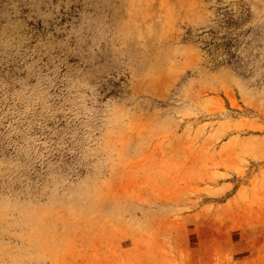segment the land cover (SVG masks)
<instances>
[{"label":"rangeland","instance_id":"obj_1","mask_svg":"<svg viewBox=\"0 0 264 264\" xmlns=\"http://www.w3.org/2000/svg\"><path fill=\"white\" fill-rule=\"evenodd\" d=\"M21 8L29 47L50 55L92 47L94 71L121 70L108 88L129 103L112 130L108 179L152 210L136 230L107 197L49 218L39 264H264L262 98L248 106L227 89L218 94L214 78L234 70L200 48L225 12L246 18L240 29L259 34L246 40L264 46V0H25ZM245 69V79L254 74ZM188 88L229 109L228 125L179 102Z\"/></svg>","mask_w":264,"mask_h":264},{"label":"clouds","instance_id":"obj_2","mask_svg":"<svg viewBox=\"0 0 264 264\" xmlns=\"http://www.w3.org/2000/svg\"><path fill=\"white\" fill-rule=\"evenodd\" d=\"M25 0H0V264H39L44 223L62 213L91 210L107 197L123 225L136 230L152 215L108 179L115 166L113 127L128 100L109 90L112 68L93 69L92 47L67 48L57 55L29 47L21 19ZM88 29V21L81 26ZM81 30L76 35L85 42ZM264 44V41H261ZM240 63L214 78L244 105L256 96L264 106V46L241 48ZM48 56L44 62L43 57ZM75 57L79 63H71ZM253 75L245 79L246 69ZM179 102L191 103L213 123L226 127L229 109L184 89ZM152 200L151 203H156ZM140 212L137 216L136 213ZM7 238V239H5Z\"/></svg>","mask_w":264,"mask_h":264},{"label":"trees","instance_id":"obj_3","mask_svg":"<svg viewBox=\"0 0 264 264\" xmlns=\"http://www.w3.org/2000/svg\"><path fill=\"white\" fill-rule=\"evenodd\" d=\"M246 16L248 17V15ZM245 19L241 15L234 17L229 12H225L217 24V29L208 31V39L200 41L202 52L215 65L229 67L234 70V66L240 63L237 53L242 47L249 48L251 45V41L246 40V38L259 36L257 33L251 36L253 30L250 28L240 29ZM243 66L245 67L246 63Z\"/></svg>","mask_w":264,"mask_h":264}]
</instances>
